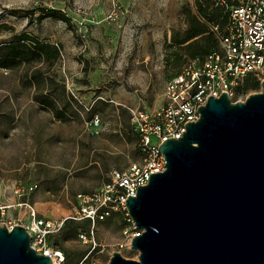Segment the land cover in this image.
Returning <instances> with one entry per match:
<instances>
[{
  "label": "rangeland",
  "instance_id": "rangeland-1",
  "mask_svg": "<svg viewBox=\"0 0 264 264\" xmlns=\"http://www.w3.org/2000/svg\"><path fill=\"white\" fill-rule=\"evenodd\" d=\"M199 1L0 0V43L27 33L62 47L41 91L52 90L59 108L71 105L67 121L55 119L34 100L36 87L23 85L30 67L0 69V206L21 202L15 187L35 185L30 202L42 216L74 217L79 194L141 160L135 116L162 108L169 79L207 56L191 60L173 43L187 28V14H197ZM54 12L66 20L48 16ZM257 81V90L232 101L260 94L264 75ZM96 118L98 128L90 124ZM5 211L0 224L13 225L19 207ZM73 221L80 226L76 234L94 229L96 245H85L64 229L49 241L51 247L60 245L63 264H109L118 245L134 234L121 214L96 224ZM120 254L134 261L140 255L127 249Z\"/></svg>",
  "mask_w": 264,
  "mask_h": 264
},
{
  "label": "water",
  "instance_id": "water-1",
  "mask_svg": "<svg viewBox=\"0 0 264 264\" xmlns=\"http://www.w3.org/2000/svg\"><path fill=\"white\" fill-rule=\"evenodd\" d=\"M244 102L210 97L181 139L159 148L167 164L125 201L138 261L109 264H264V81ZM21 225L0 224V264H54Z\"/></svg>",
  "mask_w": 264,
  "mask_h": 264
},
{
  "label": "built area",
  "instance_id": "built-area-1",
  "mask_svg": "<svg viewBox=\"0 0 264 264\" xmlns=\"http://www.w3.org/2000/svg\"><path fill=\"white\" fill-rule=\"evenodd\" d=\"M228 11L229 22L219 33L218 51L206 58L188 63L173 75L166 84L165 104L151 112H139L134 119L142 158L124 171H113L111 179L87 194L77 196V214L74 217L51 219L41 217L30 202L37 186L19 185L13 194L21 199L20 203L0 206L4 215L17 206L22 212L12 225L25 227L31 236V244L39 254L48 255L54 264H63L66 255L63 250L51 247L49 241L61 234L65 222L85 220L93 224L104 222L114 214L126 216L133 227L134 234L124 244L118 245V252L131 251V242L141 231L134 222L125 205L129 196L137 197L138 186H147L151 174L165 172L167 164L160 146L167 139H181L187 131L186 123H195L200 118V106H205L210 97L220 98L224 93L231 100L236 90L249 75L261 78L264 75V0H215ZM217 31V28H214ZM90 124L100 126L99 118ZM25 212V215L23 214ZM128 230L125 231V234ZM77 238L85 245H96L94 229L91 232L80 231Z\"/></svg>",
  "mask_w": 264,
  "mask_h": 264
},
{
  "label": "trees",
  "instance_id": "trees-1",
  "mask_svg": "<svg viewBox=\"0 0 264 264\" xmlns=\"http://www.w3.org/2000/svg\"><path fill=\"white\" fill-rule=\"evenodd\" d=\"M12 14L16 15L17 12L13 11ZM48 16L66 20L65 17L59 16L56 12L50 13ZM186 17L187 28L182 34L173 37V43L178 47H183L191 60L218 51L220 49L218 34L223 33L229 22L227 9L220 6L215 0H200L197 3V14L188 13ZM210 25H212V28ZM213 28H217V31ZM202 42H206V48L202 47ZM212 48L214 49L211 51ZM62 55V47L59 44L46 43L40 38L38 39L27 33L13 35L7 41L0 43V69L15 70L30 67L23 85L36 87L38 94L34 100L40 107L49 110L55 119L67 121L69 118H67L66 111L70 110L71 105L64 104V108H59L58 102L52 97V90L48 92L41 91L46 88V79L51 78L47 74L53 69L55 63L61 59ZM257 80L258 78L249 75L245 79L244 86L242 88L240 86L235 94L244 95L250 90H257L260 85ZM139 150L142 153L140 144ZM79 227L73 220H67L64 229H70L75 235ZM56 248L59 249L60 245H56Z\"/></svg>",
  "mask_w": 264,
  "mask_h": 264
},
{
  "label": "crops",
  "instance_id": "crops-1",
  "mask_svg": "<svg viewBox=\"0 0 264 264\" xmlns=\"http://www.w3.org/2000/svg\"><path fill=\"white\" fill-rule=\"evenodd\" d=\"M214 29V28H213ZM32 204V203H31ZM33 205V204H32ZM34 206V205H33ZM34 208H35V206H34ZM36 209V208H35ZM37 211H38V209H36ZM19 212H22V210L21 209H19ZM38 213H39V215L41 216V217H46V215L45 216H42L41 214H40V212L38 211ZM46 218H48V217H46Z\"/></svg>",
  "mask_w": 264,
  "mask_h": 264
}]
</instances>
